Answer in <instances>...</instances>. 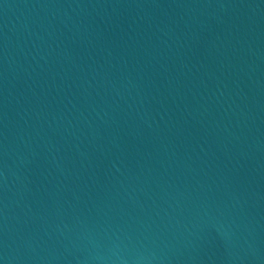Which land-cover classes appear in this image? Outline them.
Returning <instances> with one entry per match:
<instances>
[{
	"label": "water",
	"instance_id": "water-1",
	"mask_svg": "<svg viewBox=\"0 0 264 264\" xmlns=\"http://www.w3.org/2000/svg\"><path fill=\"white\" fill-rule=\"evenodd\" d=\"M0 264H264V0H0Z\"/></svg>",
	"mask_w": 264,
	"mask_h": 264
}]
</instances>
